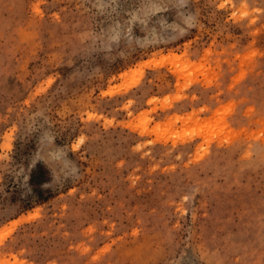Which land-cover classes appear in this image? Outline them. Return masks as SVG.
Masks as SVG:
<instances>
[{"label": "rangeland", "instance_id": "374dc122", "mask_svg": "<svg viewBox=\"0 0 264 264\" xmlns=\"http://www.w3.org/2000/svg\"><path fill=\"white\" fill-rule=\"evenodd\" d=\"M0 264H264V0H0Z\"/></svg>", "mask_w": 264, "mask_h": 264}]
</instances>
